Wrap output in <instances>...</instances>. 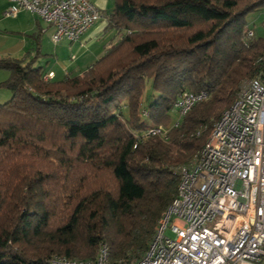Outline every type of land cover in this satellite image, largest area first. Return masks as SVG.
Here are the masks:
<instances>
[{"label": "trees", "instance_id": "obj_1", "mask_svg": "<svg viewBox=\"0 0 264 264\" xmlns=\"http://www.w3.org/2000/svg\"><path fill=\"white\" fill-rule=\"evenodd\" d=\"M261 8L264 0H114L106 31L119 39L80 75L44 81L33 60L0 58L11 95L0 104V264L92 262L101 245L109 264L141 259L176 196L173 168L261 71L264 38L246 39L245 22ZM183 92L205 98L174 127ZM157 128L164 135H147Z\"/></svg>", "mask_w": 264, "mask_h": 264}, {"label": "built area", "instance_id": "obj_2", "mask_svg": "<svg viewBox=\"0 0 264 264\" xmlns=\"http://www.w3.org/2000/svg\"><path fill=\"white\" fill-rule=\"evenodd\" d=\"M9 1L5 17L21 11L36 16L52 30L54 45L78 42L103 18L91 0ZM254 36L253 30L246 32V39ZM258 63L261 71L243 83L202 147L187 164L173 168L176 196L143 257L128 264H264V52ZM52 79V72L43 76ZM204 98L183 92L173 106L174 127ZM164 133L162 128L147 131ZM52 263L109 264L105 245L95 261L54 258Z\"/></svg>", "mask_w": 264, "mask_h": 264}, {"label": "crops", "instance_id": "obj_3", "mask_svg": "<svg viewBox=\"0 0 264 264\" xmlns=\"http://www.w3.org/2000/svg\"><path fill=\"white\" fill-rule=\"evenodd\" d=\"M91 2L102 13L103 18L90 28L78 42L72 43L67 40L60 42L69 45V58L66 55L59 58L60 43L54 46V52L51 55L53 60L47 59L44 71L54 73V80L56 81L62 80L66 75L76 76L86 71L104 55L106 49L112 43L106 45L103 49L99 47L94 49L106 31V15L113 8L114 0H91ZM11 6V1L0 0V58L9 57L19 60L21 54L25 53L30 57L35 52L37 44L39 50L37 58L47 56L46 45L52 30L47 28L44 23L42 24L36 16L25 11L19 12L14 18L5 17L4 13ZM57 46L58 51L55 48ZM19 61L23 64L29 62L25 58ZM34 67L41 66L34 63Z\"/></svg>", "mask_w": 264, "mask_h": 264}, {"label": "rangeland", "instance_id": "obj_4", "mask_svg": "<svg viewBox=\"0 0 264 264\" xmlns=\"http://www.w3.org/2000/svg\"><path fill=\"white\" fill-rule=\"evenodd\" d=\"M40 22H42V21H40ZM245 22L248 26H250L252 28L254 35H255V38H264V26H263L264 8H261L255 12L249 13L245 18ZM42 24H43V22H42ZM47 38H49V36H47ZM118 39H119V37H118V35H116L115 30H113V29L107 30L101 36L100 41L98 42L96 47H94V49L98 48V47L100 49H103L106 45H109L111 42H112L111 44L116 43L118 41ZM54 46L55 45L52 44L51 39L49 38L48 44L46 45L47 56L42 57V58L40 57L41 59L37 58L36 57V50H35L33 55L30 57H28L26 53L21 54L22 56H21V58H19V60L24 59V58L27 59L28 61L33 60L34 63H36V65H40L44 70V69H46L45 65H46L47 59L53 60V57L51 55H53ZM68 47H69L68 44L67 45H64V43L59 44V58H61L64 55H66V57L69 58V51H68L69 48ZM55 48L58 51V46ZM64 48H67V49H64ZM8 78H9V73L7 71L0 70V83L6 81ZM151 95H152L151 84H150V82H148V83H146L145 92H144V96L142 99V105L143 106L146 105V102L150 98ZM10 96H11L10 92L6 88H4L3 86H0V104L7 102L10 99ZM170 119L172 122L171 124H173L177 120V114L174 110L171 111Z\"/></svg>", "mask_w": 264, "mask_h": 264}]
</instances>
